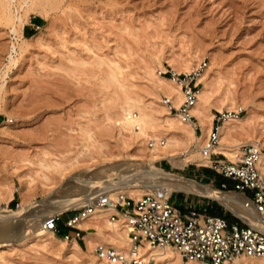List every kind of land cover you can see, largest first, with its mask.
<instances>
[{
  "label": "rangeland",
  "instance_id": "obj_1",
  "mask_svg": "<svg viewBox=\"0 0 264 264\" xmlns=\"http://www.w3.org/2000/svg\"><path fill=\"white\" fill-rule=\"evenodd\" d=\"M33 7L14 33L0 2V123L11 119L0 125V201L7 200L8 208L21 200L18 188L25 173L35 183L27 201L36 203L49 199L72 176H100L131 156H143L150 138L132 142L121 127L128 108L134 114L138 110L149 114L152 139L153 135L167 137L178 152L184 150L175 159L192 156L191 149L200 154L206 136L202 140L179 137L172 125L177 121L171 126L166 123L168 108L162 95L167 94L151 83L153 78L166 82H161L160 69L183 73L202 58L206 65L197 81L198 89L205 82L208 90L210 127L216 122L213 114L241 107V114L250 111L248 119L224 143L239 148L252 141L264 147V0H36ZM195 132L202 133L200 128ZM44 157L60 159L64 172L43 180L36 162ZM154 165L231 191L191 170L220 174L209 163L187 161L177 166L160 158ZM8 187L13 194L9 200ZM144 192L149 191L140 189L139 195ZM181 194L193 195L169 192L179 207L186 203ZM46 204L35 207V214L43 213ZM69 210L61 211L55 232L59 239L49 242L29 233L36 221H24L21 236L28 239L11 245L18 233L5 238L0 264H112L96 257L93 246L101 243L93 238L94 244L76 249L62 237L60 226ZM122 217L118 222L124 223ZM82 229L83 234L95 230ZM176 257L171 253L170 260L156 264H184Z\"/></svg>",
  "mask_w": 264,
  "mask_h": 264
},
{
  "label": "bare ground",
  "instance_id": "obj_2",
  "mask_svg": "<svg viewBox=\"0 0 264 264\" xmlns=\"http://www.w3.org/2000/svg\"><path fill=\"white\" fill-rule=\"evenodd\" d=\"M14 1L16 6L13 9L12 3ZM35 1H0L5 8V11H7L6 15L11 23L10 30L12 32H17V26L23 23L29 11L34 8L33 5ZM38 1L41 3L46 2L47 0ZM13 47L14 44H12V48ZM201 78L202 76L197 80L201 81ZM163 79H165V83H160V79L158 81V78H153L151 85L157 90L164 91L171 98L173 103L177 104L182 97L180 85L173 81L170 77L161 76V82ZM167 81H171L172 83L169 82L168 84H166ZM207 91L208 90L206 88V83L204 82L197 91V98L191 109L196 119L195 122L182 121L174 112H170L169 110L166 112L168 115V117L165 118L166 123H169L170 125L173 122L175 123V121H177V125H172L175 131L179 134V137L182 136L185 140H191V138H200L202 140L209 132L211 114H207V106L209 102ZM128 111L129 116H126L123 119V121L121 122V127L127 130V132L129 133L128 138L132 140V142L135 141L136 143L140 144L144 141V139L150 138L146 141V149L144 155L131 156L129 158L130 161H123L114 166L112 169L109 168L108 170H110L111 172H106L107 174L100 175L99 172L97 175L100 176L95 177L80 175L72 176V179H68L62 186L55 190V192L51 194V197H49V199L39 200L36 203H30L27 201V195H30L28 193H30L29 191L30 189H32L31 185H35V183H33L34 178L26 173L20 175L18 190L21 194V200L17 203V206L15 208H8L6 205L7 200L0 201V236L3 237L2 239H0V246L7 243L4 242L5 238L8 239V237H11L16 233L18 234L13 237L17 241L11 243V245L22 243L26 239H28L27 235L21 236V238L18 239L15 237L21 235V233H24L21 231V229L26 226L23 225V222H26V220L28 221L30 219L36 221V223L33 225L32 230L29 232L33 234L32 236L40 238L41 240H43V242H49L53 239H59V237L56 236L53 231L43 227V221L45 220V218L55 212L78 208V206L82 205L91 195L95 194L98 191H107L110 197H113L117 191H121L126 193L127 195L137 197L140 194V189H147L149 192L154 193L158 196H164L168 194L170 190H183L193 192L218 199L220 202L224 203L225 206H227L233 213L246 220L250 225L264 232L263 216L255 211H251L250 209L243 207L241 205V194L216 189L195 180L179 176L174 172H169L161 167L155 166L154 162L160 158H167L173 165L177 166H182L187 161H195L199 164H207L209 163V159L207 156L195 153L193 149H191V151L189 152L190 155L192 154V156L185 155L180 159H175L174 157L177 154H184V150L178 152L175 149V144L169 143V139L167 137H159L157 135H153V139L151 138L152 134L149 133V130L152 128V121L149 117V114L144 112L143 110H138V114H134V111L131 108H128ZM249 112L250 111L247 110L241 115L228 116L219 124L218 143L214 146V151L223 153L224 155L233 159L238 156L239 148L224 143V140L227 137L231 138L234 136L233 134L236 132H234V130H236V127L239 125V123L242 124L245 119H248ZM9 121H11V119L3 120L0 125H4ZM195 125L200 128L202 132L201 135L196 134ZM160 140L162 143H159ZM150 143H152L153 145H150ZM47 158L48 157L39 158L37 162L33 160L31 161V159H29V162L30 164L36 162L37 164H35L38 165L40 169H42L41 171L38 169L39 176L43 180L50 181V179L52 178L50 175H52V173L58 172L62 174L64 172L63 170L65 169V164L57 157L56 159H51L50 161L47 160ZM75 158L77 157L75 156ZM110 173H113V175H109ZM42 183L43 182H41V184ZM8 189L9 187L7 188V190ZM7 194L8 200L11 199L13 194L10 189L7 191ZM42 203H47L46 207L42 206L45 211H43V213L41 214H35V207L42 205ZM111 209L112 208L108 206L97 207L87 217L82 218L77 223V225L83 228H95L96 231L89 229L83 234V237L86 243H89V246L90 244H94V240H96L97 243H101V245L103 246H113L117 249L126 250L129 247V235L128 229L126 228L127 226L125 222H120V219H111L110 217H107V214ZM102 220L103 222L100 223ZM118 220L120 221L118 222ZM26 229L27 228H25V230ZM91 238H93L94 240L92 241ZM71 241V248L73 247L76 249H81L74 238L71 239ZM139 248L144 252L146 257L149 256V258L151 257L153 259L151 264H156V261H160V259L170 260L171 253H176V259L178 260V262L184 264H196L194 261H186L184 259H181L178 253L173 251L169 247H150L145 244L140 245ZM221 264H264V256H240L234 258L230 262H223Z\"/></svg>",
  "mask_w": 264,
  "mask_h": 264
},
{
  "label": "built area",
  "instance_id": "obj_3",
  "mask_svg": "<svg viewBox=\"0 0 264 264\" xmlns=\"http://www.w3.org/2000/svg\"><path fill=\"white\" fill-rule=\"evenodd\" d=\"M38 27V24L35 25V28ZM205 65L206 59L202 58L192 70L183 73L159 70V74L170 77L180 85L182 97L177 104L165 94L162 95V102L182 121L195 120L191 109L197 98V77ZM242 112L243 109L239 107L213 114L216 122H212L199 152L208 157L209 164L216 171L232 180L230 192L242 195L241 205L264 218V147L252 141L241 143L235 159H228L223 153L214 151L218 143L219 122ZM198 128L195 125V130ZM159 143H162L161 140ZM221 188L226 189V184L221 183ZM103 206L113 209L109 215L111 219L123 216L129 235V247L126 250L103 245L94 247L96 257L108 263L151 264L153 259L146 257L139 248L145 244L150 247H169L181 259L196 264H221L240 256H264L263 231L238 215L237 220L228 221L223 215L207 214L193 205H187L183 210L171 200L169 193L158 196L144 192L134 198L121 191H117L113 197L107 191H98L78 208L69 210L71 214L64 220V225L72 228L73 232L63 233L62 237L65 240L83 238L84 230L77 223L97 207ZM61 213L48 215L43 227L58 232Z\"/></svg>",
  "mask_w": 264,
  "mask_h": 264
},
{
  "label": "crops",
  "instance_id": "obj_4",
  "mask_svg": "<svg viewBox=\"0 0 264 264\" xmlns=\"http://www.w3.org/2000/svg\"><path fill=\"white\" fill-rule=\"evenodd\" d=\"M35 25H37V24H35ZM191 170H193L195 172L194 174L206 177L210 181H212L213 183H215V182L229 183L231 185L230 189H232L233 183H232V180L230 178L224 177L221 174H213V173H211V172H209L207 170H200V169L196 170L195 168H193ZM192 194H193L192 196H188L186 194H181L180 195L181 198L184 199L183 204H184V202H186L185 203L186 205L185 204L181 205L182 203L179 204L180 207L183 208V210L185 209V207L187 205H193V206H196L200 210L205 212L206 208L212 207V205H214V204H218L220 206V213L219 214H211V215H223V216H225L228 219V221H233V220H237L238 219L236 214L233 213L228 207L225 206L224 203L221 202L222 204H224V205H222L218 199L214 198V199H216V201L209 200V199H204V198L201 199L199 197L200 194L193 193V192H192ZM202 196H204V195H202ZM207 197H209V196H207ZM229 211L232 212V213H230ZM80 228H82V227H80ZM60 230H61L62 234L66 233V232H69V233L73 232L72 228L66 227L65 225H61L60 226ZM74 240L79 244V246L81 248L87 247L84 237L83 238L79 237L77 239L75 238Z\"/></svg>",
  "mask_w": 264,
  "mask_h": 264
},
{
  "label": "trees",
  "instance_id": "obj_5",
  "mask_svg": "<svg viewBox=\"0 0 264 264\" xmlns=\"http://www.w3.org/2000/svg\"><path fill=\"white\" fill-rule=\"evenodd\" d=\"M216 187H221V182H215L214 183ZM226 188L230 189L231 185L229 183H225ZM205 213L207 214H219L220 213V206L218 204L212 205V207L206 208Z\"/></svg>",
  "mask_w": 264,
  "mask_h": 264
},
{
  "label": "water",
  "instance_id": "obj_6",
  "mask_svg": "<svg viewBox=\"0 0 264 264\" xmlns=\"http://www.w3.org/2000/svg\"><path fill=\"white\" fill-rule=\"evenodd\" d=\"M20 237H21V235H19V236L15 237V238H17V239H18V238H20ZM13 240H15V239L13 238Z\"/></svg>",
  "mask_w": 264,
  "mask_h": 264
}]
</instances>
